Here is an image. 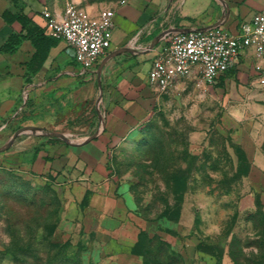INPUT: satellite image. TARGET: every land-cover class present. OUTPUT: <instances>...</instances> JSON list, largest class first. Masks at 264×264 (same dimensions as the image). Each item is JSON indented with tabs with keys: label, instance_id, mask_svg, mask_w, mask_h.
<instances>
[{
	"label": "rangeland",
	"instance_id": "rangeland-1",
	"mask_svg": "<svg viewBox=\"0 0 264 264\" xmlns=\"http://www.w3.org/2000/svg\"><path fill=\"white\" fill-rule=\"evenodd\" d=\"M239 72L223 88L182 79L159 94L152 117L110 156L140 255L86 231L62 186L0 163V264H58L57 257L66 259L59 264H236L234 239L239 259L251 258L256 230L249 218L257 202L264 211L262 195L256 191L250 210L241 203L256 180L264 183L250 176L246 153L264 150V86ZM87 83L62 97L60 125L49 131L80 140L105 119L96 78Z\"/></svg>",
	"mask_w": 264,
	"mask_h": 264
},
{
	"label": "crops",
	"instance_id": "crops-1",
	"mask_svg": "<svg viewBox=\"0 0 264 264\" xmlns=\"http://www.w3.org/2000/svg\"><path fill=\"white\" fill-rule=\"evenodd\" d=\"M66 1L0 0V138L11 133V139L22 131L7 150L0 151V163L62 186L68 208L86 231L110 235L131 248L137 232L131 223L129 201L112 175L109 158L155 112L159 93L150 85L148 74L163 42L151 48L153 40L165 32L220 22L236 34L243 22L264 10V0H69L93 16L102 9L115 11L111 48L92 72L75 62L65 41L47 32L45 12L62 16ZM6 11L13 15L22 11L23 17L8 22L3 16ZM13 37L19 41L16 50L4 51ZM40 37L58 42L31 75L28 63L36 52L33 41ZM126 48L130 51H122ZM112 54L116 55L101 68L102 61ZM253 60L255 67L257 57L253 51L246 52L238 73L249 72L252 85L261 86ZM93 78L100 91L98 112L103 103L105 119L80 140L63 133L69 141L45 135L60 125L62 97H75L78 89L91 86L87 82ZM246 153L250 176H264V150L247 148ZM255 182V192L242 200V209L255 206L256 191L264 204V183Z\"/></svg>",
	"mask_w": 264,
	"mask_h": 264
},
{
	"label": "built area",
	"instance_id": "built-area-1",
	"mask_svg": "<svg viewBox=\"0 0 264 264\" xmlns=\"http://www.w3.org/2000/svg\"><path fill=\"white\" fill-rule=\"evenodd\" d=\"M45 14L47 32L66 42L75 62L84 70L94 71L112 45L114 9H102L93 16L68 0L62 16L47 11ZM160 42L163 45L148 74L150 85L159 94L194 74L204 85H215L239 66L248 51H253L259 61L254 69L257 82L264 86V10L243 22L236 34L220 22L210 27L173 30Z\"/></svg>",
	"mask_w": 264,
	"mask_h": 264
},
{
	"label": "trees",
	"instance_id": "trees-1",
	"mask_svg": "<svg viewBox=\"0 0 264 264\" xmlns=\"http://www.w3.org/2000/svg\"><path fill=\"white\" fill-rule=\"evenodd\" d=\"M15 2L16 0H12ZM22 11H19L17 14H12L9 11H6L3 16L6 21L8 22H13L16 19H20L23 17L21 15ZM18 39L17 37H13L10 42L8 43V47H4V51L7 52H13L17 48L18 44ZM58 40L53 39L52 37H40L36 40L33 41V44L36 48V52L32 56L31 60L28 63V68L30 69V74H35L43 65L45 62L46 58L48 57L50 49L57 44ZM238 74V69H232L231 71L227 72L224 76H222L219 79V82L216 84V87L218 88H223V82L227 79L229 76H234L236 77ZM257 204V209L258 211L254 214L251 215L249 220L253 221L254 223V228L256 230L255 234V240L253 242H249V246H254L256 248V252H252L251 258H243L239 259V254L235 253L233 250V244L235 242V239L232 240L230 243V250L231 254L233 255L234 262L236 264H264V222L262 217L264 216V211L262 210V206ZM136 245L132 248V252L136 255H140L136 250ZM222 252L223 250L220 251V257H222ZM63 260H66L64 257H57L56 262L58 264L62 262ZM221 264V263H219Z\"/></svg>",
	"mask_w": 264,
	"mask_h": 264
},
{
	"label": "water",
	"instance_id": "water-1",
	"mask_svg": "<svg viewBox=\"0 0 264 264\" xmlns=\"http://www.w3.org/2000/svg\"><path fill=\"white\" fill-rule=\"evenodd\" d=\"M169 32H165V33H162L160 34L159 36H157L153 42H152V45H151V48L156 45L157 43H159ZM122 51H130V49L126 48V49H123ZM116 54H112L111 56L105 58L102 63H101V68H102V65L109 59L111 58L112 56H114ZM22 131H18L17 133H15V135L6 143V145L2 148H0V151H4V150H7L9 147H10V143H11V140H13L16 136H18L19 134H21ZM45 135H48V136H54V137H58V138H62V139H65L67 141H69V139L67 137H65L62 133H58V132H46L44 133Z\"/></svg>",
	"mask_w": 264,
	"mask_h": 264
}]
</instances>
